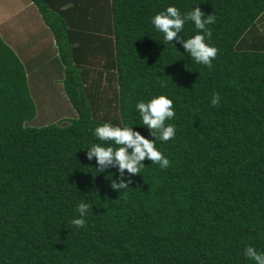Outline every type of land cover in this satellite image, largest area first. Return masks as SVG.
Instances as JSON below:
<instances>
[{"label": "trees", "instance_id": "16d2710c", "mask_svg": "<svg viewBox=\"0 0 264 264\" xmlns=\"http://www.w3.org/2000/svg\"><path fill=\"white\" fill-rule=\"evenodd\" d=\"M29 1L76 115L26 124L27 69L0 35V264H254L243 249L264 250V0ZM169 4L215 17L211 68L176 38L161 43L150 21ZM162 92L175 110L176 135L156 140L169 166L96 172L93 128L123 120L151 140L135 103ZM82 201L91 212L76 228Z\"/></svg>", "mask_w": 264, "mask_h": 264}, {"label": "clouds", "instance_id": "9594fccd", "mask_svg": "<svg viewBox=\"0 0 264 264\" xmlns=\"http://www.w3.org/2000/svg\"><path fill=\"white\" fill-rule=\"evenodd\" d=\"M215 17L205 14L198 5L187 12H181L174 4H169L164 9L156 12L151 17V25L158 33L162 34V44L172 43L176 38L182 45L184 52H187L191 59L208 68L212 67V60L216 58L217 47L210 43L209 37L211 31L209 24L214 23ZM191 22L194 27L192 35L185 39L177 35L184 29L186 23ZM167 65V64H166ZM161 88L165 81H158ZM210 103L217 105L219 103V94L213 92ZM135 110L142 122L139 126L146 128L152 139H147L139 131H134L133 125L121 120L117 124L104 122L97 124L92 134L96 141L91 142L87 148L86 158L91 160L94 156L99 168L96 172H103L108 165H117V171L123 175V170L130 174H139L144 166L142 161L145 157L149 158L151 163H158L160 168L169 166V159L162 154L156 147V140L168 141L176 135L175 125L165 123L166 120H172L175 116L173 100L165 93L151 95L147 100H138L135 103ZM83 148V149H84ZM128 183L122 181L116 184L111 181L110 186L119 191L128 189ZM91 205L87 202H80L75 207L74 215L69 223L79 228L86 223V217L90 214ZM243 255L254 264H264V250L257 249L252 245H247L243 249Z\"/></svg>", "mask_w": 264, "mask_h": 264}, {"label": "rangeland", "instance_id": "374dc122", "mask_svg": "<svg viewBox=\"0 0 264 264\" xmlns=\"http://www.w3.org/2000/svg\"><path fill=\"white\" fill-rule=\"evenodd\" d=\"M0 8L3 15L6 13L9 15L15 14L12 16L13 21L11 23H13V26L19 25L17 32L19 35V44L17 48L19 50L12 47L16 40L11 39L10 36L7 37L4 35L9 32L10 22H8L6 28L0 31L3 40L8 43L14 51L18 50L20 53L26 51L23 55V57H25L30 56L31 49L33 48L34 50L36 46L38 47L40 41H44L45 44L47 41V44H49L48 30L45 28L43 22H40L36 10L32 12V8H27L22 14L16 15L21 10V2L18 0H0ZM29 26H32L33 29L29 30ZM47 47L50 48L49 45H47ZM51 55V51L48 50L46 55H44V57L42 56V63L33 62L34 66L37 63L35 67L38 66L39 70H36V74L33 78L30 77V80H28L30 94L36 106V115L26 122L29 126H43L57 122L58 120H67L76 115L74 108L71 106L64 92L62 83H60V80L54 75L55 71L48 66L52 60ZM38 59L39 57L36 58L35 61ZM54 66H56V63H54L53 60V67Z\"/></svg>", "mask_w": 264, "mask_h": 264}, {"label": "crops", "instance_id": "0c3cea01", "mask_svg": "<svg viewBox=\"0 0 264 264\" xmlns=\"http://www.w3.org/2000/svg\"><path fill=\"white\" fill-rule=\"evenodd\" d=\"M18 1L21 2V8H20L21 10L16 15L22 14L23 11L26 10L27 8L28 9L29 8H32L33 9L32 12H34V10H36L35 7L32 5V3L29 0H18ZM6 14L3 15L2 14V10L0 8V31H2L4 28H6L8 22H10L9 23V29H8L9 32L6 33V34H4V35L7 36V37L10 36L11 39L16 40L14 42V45H12V47L16 49L18 47V44H19V38H18L19 35L17 33L18 32L19 25L13 26V23H11L13 21L12 20L13 19L12 16L15 15V14H13V15H9V14L6 15ZM40 22H42L41 19H40ZM28 29L31 30V29H33V27L32 26H29ZM47 30H45V31H47ZM48 34H49V44H47V41H46V44H45L44 41H40L39 42L40 44L38 45V47L36 46L34 48V50H33V48L31 49L30 56L23 57V55H24V53L26 51H24L23 53H20L18 51L19 50L18 48H17L18 50H15V52L19 55V57L21 58V60L25 64V67L27 69V77H28V80H30V77L33 78V76L36 74V70H39L38 69V66L35 67L37 65V63H39V62L42 63V59H43L44 55H46V52H48V50L51 51V53H52V55H51L52 56V60L48 64V66H49V68L53 69V71H55L54 72V75L57 76V79L60 80V83H62L61 80H62L63 77H62L61 72L59 70H57V67L56 66L53 67V60L55 62V59L57 57V49H56L54 40H53L52 35L49 32V30H48ZM47 45H49L50 48H48ZM29 50H30V48H29ZM38 57H39V59L37 61H35V59L38 58ZM33 62H37L35 64V66H34Z\"/></svg>", "mask_w": 264, "mask_h": 264}]
</instances>
